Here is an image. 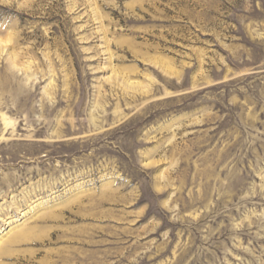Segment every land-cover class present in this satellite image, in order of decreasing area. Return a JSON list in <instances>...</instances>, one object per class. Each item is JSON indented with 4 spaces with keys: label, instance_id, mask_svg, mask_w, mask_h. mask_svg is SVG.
I'll use <instances>...</instances> for the list:
<instances>
[{
    "label": "rangeland",
    "instance_id": "1",
    "mask_svg": "<svg viewBox=\"0 0 264 264\" xmlns=\"http://www.w3.org/2000/svg\"><path fill=\"white\" fill-rule=\"evenodd\" d=\"M0 264H264V0H0Z\"/></svg>",
    "mask_w": 264,
    "mask_h": 264
}]
</instances>
